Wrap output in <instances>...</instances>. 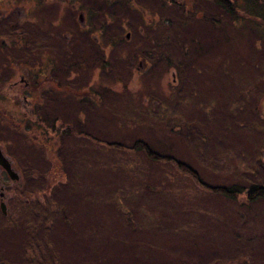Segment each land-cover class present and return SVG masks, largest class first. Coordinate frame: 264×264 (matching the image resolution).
I'll return each instance as SVG.
<instances>
[{"label": "rangeland", "instance_id": "rangeland-1", "mask_svg": "<svg viewBox=\"0 0 264 264\" xmlns=\"http://www.w3.org/2000/svg\"><path fill=\"white\" fill-rule=\"evenodd\" d=\"M106 1L0 0V64L12 62L22 106L21 125L0 124L18 174L0 165V264H264L263 202L222 198L136 151L144 141L213 186L264 185L255 24L209 0Z\"/></svg>", "mask_w": 264, "mask_h": 264}, {"label": "trees", "instance_id": "trees-1", "mask_svg": "<svg viewBox=\"0 0 264 264\" xmlns=\"http://www.w3.org/2000/svg\"><path fill=\"white\" fill-rule=\"evenodd\" d=\"M108 1L119 4L121 7L124 8L131 7L130 6L131 2L128 1L123 4H120L119 0H114V1L107 0L106 2ZM158 1L160 2V10L166 9L167 7H174L175 5L177 6L179 5L180 7L185 9L193 8L192 6L194 4L202 2V0H158ZM209 1L218 8V11L220 13L226 15L227 17H230L233 23L243 24L245 22V25H248L249 23L253 22L255 24V26L253 27L257 29V31L259 32L258 35L261 36L262 39H264V0H209ZM107 7H110V4H107ZM142 10H143V14L147 12L145 11V8H142ZM109 13L111 14V12ZM108 15L109 14H107V16ZM212 23H216V21L212 20ZM147 25L149 29L153 30L155 27H157L158 24L154 23V20L152 19L147 23ZM228 25L229 24H225V27L220 28L221 31L225 32V28ZM102 28H104V26H101V29ZM231 31L232 29H230V32ZM240 35L244 36V34L242 33H240ZM119 37L121 38V34ZM116 38H118L117 35L113 36V38L106 39V44H115ZM8 61H9L8 66H3L0 64V99L2 100L4 99V101L9 100L11 104L10 108L14 109V111L11 112V114L8 116L4 113V111H6L8 108L2 107L0 109V124L5 123V125H8L10 127V125L6 121L8 122L10 121L11 123L13 121L15 126L22 124L20 122V118L15 116V113H18L17 111L21 109L22 106L21 103H19L20 101L19 93H16L15 95L13 94L11 95V92L9 91L10 90L9 83H11L10 79L13 76L14 68L12 66V62H10V60ZM106 63L107 61L104 62V65H106ZM39 86L41 85H37L35 89H39L42 87ZM22 94H23V98L26 97L27 89L25 90V93ZM33 102L35 103L36 101L35 100L31 101V106H33L32 104ZM76 135L83 136L85 135V133L80 132L79 134ZM105 144L112 148L125 149L122 145L120 146V143L118 142L105 143ZM138 144L139 147L138 150L136 148V151H143V152L145 151L147 153V156L150 159H152V161L155 162L162 161V162L175 164L179 170L183 171L182 173L184 175L190 177L199 187H202L205 190H209L215 195H220L222 196V198H226L234 201H239L241 198H245L249 204H256L261 202L264 203L263 184H250V185L234 184L230 186H220V185L213 186L208 184L206 181H204L203 177L191 165L187 164L186 162H183L174 156L160 155L159 153L155 152L148 143L144 141H138Z\"/></svg>", "mask_w": 264, "mask_h": 264}, {"label": "water", "instance_id": "water-1", "mask_svg": "<svg viewBox=\"0 0 264 264\" xmlns=\"http://www.w3.org/2000/svg\"><path fill=\"white\" fill-rule=\"evenodd\" d=\"M129 37H130V34L127 35V38H129ZM0 165L5 168L6 172L9 174L11 179H13V180L18 179V174H16L14 171H12L11 164L9 163L8 159L5 156H3L1 151H0ZM1 207L3 209V212L6 213L5 205L2 204Z\"/></svg>", "mask_w": 264, "mask_h": 264}, {"label": "flooded vegetation", "instance_id": "flooded-vegetation-1", "mask_svg": "<svg viewBox=\"0 0 264 264\" xmlns=\"http://www.w3.org/2000/svg\"><path fill=\"white\" fill-rule=\"evenodd\" d=\"M79 17H80V19L83 17V14L81 13L80 15H79ZM24 99V101H27V97H24L23 98Z\"/></svg>", "mask_w": 264, "mask_h": 264}, {"label": "bare ground", "instance_id": "bare-ground-1", "mask_svg": "<svg viewBox=\"0 0 264 264\" xmlns=\"http://www.w3.org/2000/svg\"><path fill=\"white\" fill-rule=\"evenodd\" d=\"M8 174V173H7ZM9 175V174H8Z\"/></svg>", "mask_w": 264, "mask_h": 264}]
</instances>
